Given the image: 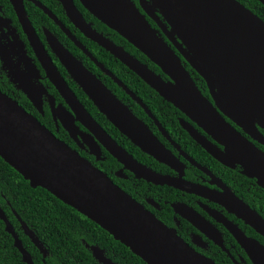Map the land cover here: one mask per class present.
Wrapping results in <instances>:
<instances>
[{
    "label": "water",
    "instance_id": "obj_1",
    "mask_svg": "<svg viewBox=\"0 0 264 264\" xmlns=\"http://www.w3.org/2000/svg\"><path fill=\"white\" fill-rule=\"evenodd\" d=\"M59 1L68 18L87 38L112 54L223 146V149L219 148L192 126H185L212 157L231 168L239 165L241 173L254 178L264 188V152L226 121L220 112L242 127L253 139L263 142L257 129V125L264 127L263 19L238 0H151V4L148 0H139L145 14L157 23L191 67L206 80L215 107L202 95L178 55L157 34V30L132 0L79 1L90 14L156 64L169 80H164L122 46L97 32L85 21L73 0ZM258 1L264 5V0ZM10 2L47 77L70 108L69 111L58 106L56 113L69 134L72 135L78 129L75 124L78 121L88 129L95 149L99 147L94 138L137 178L205 196L223 205L264 236V219L232 192H214L185 180L181 175L174 177L153 171L119 145L87 111L52 64L31 26L23 0ZM35 3L44 8L38 2ZM155 10L165 19L170 30ZM51 44L73 81L122 135L157 161L179 170L178 159L141 120L58 41L53 39ZM13 77L17 78L14 73ZM13 77L10 80L18 85L33 105L41 109L36 93ZM0 157L21 174L31 187L44 188L73 207L128 247L146 264H216L187 245L173 229L158 221L105 173L1 91ZM174 207L177 209V206ZM179 211L195 226L200 229L205 227L194 211ZM15 215L23 232L45 258L46 248L27 224ZM0 219L5 224V230L11 234L22 261L34 264L1 208ZM217 219L226 226L254 264H264L262 245L225 219ZM85 246L99 263L116 264L97 245Z\"/></svg>",
    "mask_w": 264,
    "mask_h": 264
},
{
    "label": "flooded vegetation",
    "instance_id": "obj_2",
    "mask_svg": "<svg viewBox=\"0 0 264 264\" xmlns=\"http://www.w3.org/2000/svg\"><path fill=\"white\" fill-rule=\"evenodd\" d=\"M34 1L41 4L46 11ZM132 2L139 8L150 25L157 30V34L178 55L182 65L188 71L202 95L216 107L206 80L191 67L178 47L168 39L157 23L145 14L139 5V0H132ZM73 3L83 15L81 11L83 6L80 1L73 0ZM148 3L151 4V0H148ZM23 4L31 26L52 64L75 95L74 88L77 84L70 77L54 51L51 44L53 39L58 41L75 59L92 72L133 115L147 126L157 140L178 159L177 168L179 170L157 161L142 150L150 158L142 157L143 161H139L140 163L164 175L174 177L181 175L185 180L214 192L224 193L230 191L264 219V188L260 187L254 178L247 177L241 173L242 169L239 165L231 168L212 157L190 135L185 126H192L202 136L221 149H223L222 145L216 143L210 135L185 113L170 102V104L164 102L160 95L163 100L156 101L153 98V93L147 89L145 91L146 98H144L140 94L138 86L129 85L135 77L133 75L134 72L128 67L126 69L125 65H117L119 60L96 42L87 38L68 18L59 0H23ZM155 13L163 23H166L167 29L170 30L169 25L159 11L155 10ZM254 13L257 14L256 12ZM83 18L97 32L112 40L110 32L100 30L92 20H87L84 15ZM260 18L263 19L262 17ZM175 37L178 39L176 35ZM112 41L114 42V40ZM120 46L129 52L125 47V43H120ZM139 61L146 64L148 68L159 74L164 80H169V77L156 64L159 68L157 71L147 62ZM13 73L17 78L13 77ZM11 77L17 81L19 80L26 88L36 93L41 109L33 105L18 85L10 80ZM0 91L17 101L28 113L43 122V125L51 130L56 137L105 173L113 183L123 189L158 221L173 229L176 235L196 252L212 259L216 264H254L226 226L221 221H218L217 218L225 219L230 224L238 227L246 236L257 241L263 247L264 236L257 233L250 225L228 211L223 205L199 194L186 192L168 185L154 184L137 178L132 171L118 162L96 138L94 140L97 141L99 149H95L91 143L88 129L81 123L75 121L78 129L72 135L62 127L60 118L56 114L58 113L57 108L62 106L69 111L70 108L47 77L46 70L36 55L10 0H0ZM220 112L226 121L264 152V127L257 125V129L263 138V142H259L224 115L222 111ZM111 137L117 143L118 141H123L121 136L116 134ZM174 206H177V209ZM189 209L197 213L203 220L204 228L200 229L195 226L179 211ZM99 248L113 263L136 264L134 261L128 260V258L131 259L130 256H125L119 252L116 253L107 246ZM126 257L127 259H125ZM42 261L46 264L43 257ZM91 264L101 263L96 260Z\"/></svg>",
    "mask_w": 264,
    "mask_h": 264
},
{
    "label": "trees",
    "instance_id": "obj_3",
    "mask_svg": "<svg viewBox=\"0 0 264 264\" xmlns=\"http://www.w3.org/2000/svg\"><path fill=\"white\" fill-rule=\"evenodd\" d=\"M239 1L264 19V5L258 0ZM81 11L85 18L92 20L100 30L110 32V36L116 44L120 45V43H125L126 49L132 55L141 61L147 62L156 71L159 70L144 54L127 42L117 32L108 28L83 7H81ZM118 64L124 66L120 61ZM124 67L128 69L126 66ZM133 75L135 77L129 85L138 86L140 94L144 98H146L145 91L148 89L153 93V98L156 101L163 100L141 78L135 73ZM74 90L85 108L111 136L115 134L121 136L123 141H118V143L131 153L133 157L138 161H143L142 157H149L137 146L133 145L124 135H121L117 128L97 110L91 100L88 99L86 94L77 85H75ZM164 102L170 104L165 100ZM41 123L43 124V122ZM0 208L5 213L7 220L12 224L24 248L30 253L34 264H44L42 254L23 232L15 214L27 224L41 241L44 248H46L47 255L44 258L46 264H91L96 260L92 257L90 250L85 244L97 245L98 247L107 246L116 253L119 252L125 256H130L131 259L128 258V260L134 261L136 264H146L140 257L133 254L128 247L115 240L106 230L76 211L73 207L63 203L44 188L39 186L31 187L29 182L1 157ZM0 264H26L22 261L21 254L14 246L13 238L5 230V224L1 219Z\"/></svg>",
    "mask_w": 264,
    "mask_h": 264
}]
</instances>
